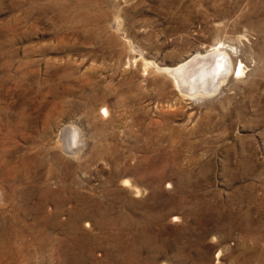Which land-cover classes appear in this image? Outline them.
Returning a JSON list of instances; mask_svg holds the SVG:
<instances>
[{"label": "rangeland", "instance_id": "obj_1", "mask_svg": "<svg viewBox=\"0 0 264 264\" xmlns=\"http://www.w3.org/2000/svg\"><path fill=\"white\" fill-rule=\"evenodd\" d=\"M0 264H264V0H0Z\"/></svg>", "mask_w": 264, "mask_h": 264}, {"label": "bare ground", "instance_id": "obj_2", "mask_svg": "<svg viewBox=\"0 0 264 264\" xmlns=\"http://www.w3.org/2000/svg\"><path fill=\"white\" fill-rule=\"evenodd\" d=\"M226 52L222 51L220 46L212 47L204 54H197L176 67L165 69L166 74H168L172 78L175 86L179 89L180 92L183 93L182 95L185 94L186 96L198 98L213 93L215 94L217 93L220 85L225 82L227 73L229 71L230 64ZM157 70H160V68ZM237 73L238 75L243 74V68L239 66ZM103 111L106 113V111L108 110ZM69 129V127H65L62 129L60 134V143L58 144V146L61 149L63 148V146H67L68 148L70 147L71 150L76 151L77 146H79L80 144V140L78 138L79 135L77 131L73 130V142L71 143V145H66L67 131ZM74 154L76 156L77 152ZM133 186L135 185H132V187ZM136 189L137 187L134 188V192L138 195L139 192Z\"/></svg>", "mask_w": 264, "mask_h": 264}]
</instances>
